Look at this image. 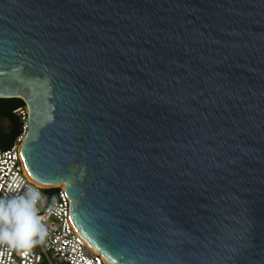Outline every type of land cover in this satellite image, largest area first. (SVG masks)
<instances>
[{
	"label": "water",
	"instance_id": "obj_1",
	"mask_svg": "<svg viewBox=\"0 0 264 264\" xmlns=\"http://www.w3.org/2000/svg\"><path fill=\"white\" fill-rule=\"evenodd\" d=\"M0 99L109 264H264V0H0Z\"/></svg>",
	"mask_w": 264,
	"mask_h": 264
},
{
	"label": "built area",
	"instance_id": "obj_2",
	"mask_svg": "<svg viewBox=\"0 0 264 264\" xmlns=\"http://www.w3.org/2000/svg\"><path fill=\"white\" fill-rule=\"evenodd\" d=\"M14 113L24 126L12 146L0 152V200L23 195L30 188L39 191L42 199L36 209L43 218L42 231L31 238L32 243L27 247L0 242V264H108L73 228L70 199L65 190L56 188L60 191L53 197L50 188L39 185L29 176L21 155L27 133V107Z\"/></svg>",
	"mask_w": 264,
	"mask_h": 264
},
{
	"label": "clouds",
	"instance_id": "obj_3",
	"mask_svg": "<svg viewBox=\"0 0 264 264\" xmlns=\"http://www.w3.org/2000/svg\"><path fill=\"white\" fill-rule=\"evenodd\" d=\"M41 199V193L30 188L23 195L0 200V242L19 247L32 243L31 238L42 231L43 218L36 209Z\"/></svg>",
	"mask_w": 264,
	"mask_h": 264
},
{
	"label": "trees",
	"instance_id": "obj_4",
	"mask_svg": "<svg viewBox=\"0 0 264 264\" xmlns=\"http://www.w3.org/2000/svg\"><path fill=\"white\" fill-rule=\"evenodd\" d=\"M26 107L21 99H0V152L9 149L16 138L21 134L23 122L14 112ZM9 120L11 130L6 132L2 126V120ZM60 189H51L50 194L56 197Z\"/></svg>",
	"mask_w": 264,
	"mask_h": 264
},
{
	"label": "rangeland",
	"instance_id": "obj_5",
	"mask_svg": "<svg viewBox=\"0 0 264 264\" xmlns=\"http://www.w3.org/2000/svg\"><path fill=\"white\" fill-rule=\"evenodd\" d=\"M2 126L6 132H9L11 130V123L9 122V120L3 119Z\"/></svg>",
	"mask_w": 264,
	"mask_h": 264
},
{
	"label": "bare ground",
	"instance_id": "obj_6",
	"mask_svg": "<svg viewBox=\"0 0 264 264\" xmlns=\"http://www.w3.org/2000/svg\"><path fill=\"white\" fill-rule=\"evenodd\" d=\"M32 179V178H31ZM33 180V179H32ZM34 181V180H33ZM41 185V184H40ZM41 186H43V187H45V188H50V187H54V186H47V185H41ZM109 264V263H108Z\"/></svg>",
	"mask_w": 264,
	"mask_h": 264
}]
</instances>
